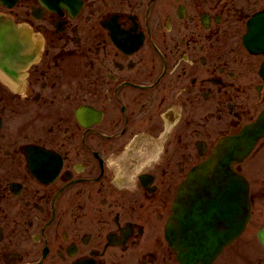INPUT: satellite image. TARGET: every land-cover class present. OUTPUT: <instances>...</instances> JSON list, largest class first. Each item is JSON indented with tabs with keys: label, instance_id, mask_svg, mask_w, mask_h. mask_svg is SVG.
Segmentation results:
<instances>
[{
	"label": "flooded vegetation",
	"instance_id": "obj_1",
	"mask_svg": "<svg viewBox=\"0 0 264 264\" xmlns=\"http://www.w3.org/2000/svg\"><path fill=\"white\" fill-rule=\"evenodd\" d=\"M262 9L0 0L22 45L0 64V264H179L164 239L178 186L264 110V54L243 39ZM251 193L260 204L264 182ZM246 234L214 264H264Z\"/></svg>",
	"mask_w": 264,
	"mask_h": 264
},
{
	"label": "water",
	"instance_id": "obj_2",
	"mask_svg": "<svg viewBox=\"0 0 264 264\" xmlns=\"http://www.w3.org/2000/svg\"><path fill=\"white\" fill-rule=\"evenodd\" d=\"M263 14L251 21V36L260 37L264 31L258 21ZM248 137L255 141L257 136L241 134L230 140L232 154H214L197 167L184 186L168 228L187 264L217 251L239 235L249 219L248 183L232 167L247 155L237 154L236 146ZM206 246L208 253H204Z\"/></svg>",
	"mask_w": 264,
	"mask_h": 264
},
{
	"label": "rangeland",
	"instance_id": "obj_3",
	"mask_svg": "<svg viewBox=\"0 0 264 264\" xmlns=\"http://www.w3.org/2000/svg\"><path fill=\"white\" fill-rule=\"evenodd\" d=\"M257 157H258V156H257ZM260 157L264 159V154H261ZM263 168H264V164H263ZM247 170H250V166H249V164L247 165Z\"/></svg>",
	"mask_w": 264,
	"mask_h": 264
}]
</instances>
